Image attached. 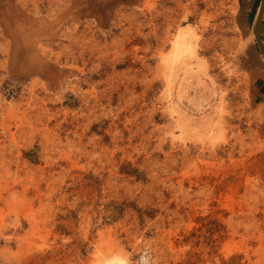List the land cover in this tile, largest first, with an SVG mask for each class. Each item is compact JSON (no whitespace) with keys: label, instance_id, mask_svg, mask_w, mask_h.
<instances>
[{"label":"rangeland","instance_id":"374dc122","mask_svg":"<svg viewBox=\"0 0 264 264\" xmlns=\"http://www.w3.org/2000/svg\"><path fill=\"white\" fill-rule=\"evenodd\" d=\"M259 1L0 0V264H264Z\"/></svg>","mask_w":264,"mask_h":264},{"label":"water","instance_id":"95a60500","mask_svg":"<svg viewBox=\"0 0 264 264\" xmlns=\"http://www.w3.org/2000/svg\"><path fill=\"white\" fill-rule=\"evenodd\" d=\"M263 13H264V0H260L258 10L256 13V17L254 20V24H253V33L256 38L259 49L264 54V42L261 36Z\"/></svg>","mask_w":264,"mask_h":264},{"label":"crops","instance_id":"0c3cea01","mask_svg":"<svg viewBox=\"0 0 264 264\" xmlns=\"http://www.w3.org/2000/svg\"><path fill=\"white\" fill-rule=\"evenodd\" d=\"M262 25H263V23H262ZM262 30H263V28H262ZM261 36H262V39H263V42H264V33H263V31L261 32ZM261 92H262V94L264 96V90H262Z\"/></svg>","mask_w":264,"mask_h":264}]
</instances>
